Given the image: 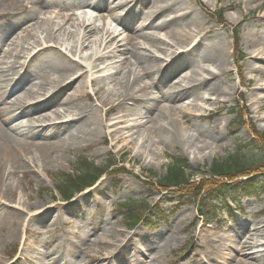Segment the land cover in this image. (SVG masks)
I'll list each match as a JSON object with an SVG mask.
<instances>
[{
  "label": "rangeland",
  "instance_id": "374dc122",
  "mask_svg": "<svg viewBox=\"0 0 264 264\" xmlns=\"http://www.w3.org/2000/svg\"><path fill=\"white\" fill-rule=\"evenodd\" d=\"M36 1L37 3L34 4L29 3V8L23 9L19 6L20 0H0V23L23 19L6 38L0 55L4 54L5 49L9 48L13 39L22 33L25 27L34 25L47 28L49 23L46 19L58 13L64 16L72 15V17L77 14L80 20L84 17L89 18L91 15L97 16L98 13H93L90 6L100 0ZM174 1L176 8L167 11V17L177 14L176 11L183 8L187 9L184 10L187 13L195 12L193 20L179 24L182 32L193 33V30L203 27L201 33L195 36L196 53L190 64L174 75H170L165 70L153 79L140 78L137 86L151 82L146 91L156 96L160 95L161 91L168 90L169 85L178 82L184 71L189 72V66L198 68L199 65H203L209 69L206 71L216 73L217 87L220 90L215 92L213 99L206 102L202 98L208 89H202L198 91V94L192 95L194 101L187 108L189 113H193V117L189 116L191 118L189 123L192 126L184 125L185 119L181 123L182 128L186 130V135L195 133L193 126H197L201 132L208 134L212 139L203 136L198 141L185 143L180 140L158 142V138H155L145 143L147 138L145 133L139 140L137 135L131 137L130 140H133L135 144L127 142L124 138L116 140V136H120L119 134L123 131L119 134L111 131L110 121L106 119L114 117L119 111L118 101L110 102V104L104 102V98L108 96L106 89L103 88L96 93L98 85L91 81L92 78L87 74L86 67L82 65L79 70L73 67L68 71L71 78L66 80L65 84L73 80L75 76H81L73 86L68 88V93L79 92L81 97L77 100L96 109V113L92 116L91 123L84 125L85 132L79 139L71 140L59 150L58 161L46 167L42 165L39 167L41 182L36 180L37 177L39 178L36 172L25 176L19 173L14 178L16 194L9 193L7 199H0V264H201L198 258H203L205 255H207L205 260L208 264H217L223 258L213 250L218 247L219 242H211V235L220 238L217 236L227 232L233 233V229L245 224L243 234L236 238L238 241H242L247 236L253 238L251 239L253 241L262 240L258 235L259 232L253 231L252 228L256 223L264 221V193L242 199L236 207L233 206L232 215L226 210L217 212V216L209 222L198 218L195 206L187 204L182 206L168 222L162 221L157 226L152 227L143 223L133 229L125 226L123 215L128 205L139 210L138 206L144 203L153 205L160 202L162 208L167 210L176 204L173 196L160 193L143 181V177L151 173H155L157 177L165 174L171 156L186 157L191 165L188 173H193L195 179L209 173L208 169L213 160L222 159L236 151H242L248 158L254 160L259 157L264 158L263 147L254 141L249 128L241 124L244 114L248 112V116L255 121L256 127L264 131V99L261 98L264 95V88H260L258 84L261 83L264 86V80L260 79L259 73L250 68L251 63L260 65L261 62L260 57L253 58L254 49H258L264 56V0H217L215 8L209 7L203 0ZM42 2L47 4L39 11L36 6ZM120 2L124 0H106L110 8H117L115 13L120 16L129 13L142 1L134 0L129 4L123 3L121 6L118 5ZM201 2L207 10L223 8L225 19L231 25L241 24V48L244 54L243 85L236 73L237 69L231 52L232 30L219 25L211 14L202 9L199 4ZM32 6L34 7L31 8ZM143 6L150 10L152 0H146ZM108 10L104 9L102 12L110 13V15L114 12ZM38 12L39 18L36 17ZM106 20L99 18L96 21L99 32L91 37L92 40L98 38L104 41V46L110 41L114 46L138 42L141 52L154 53L159 57L158 60L163 64L166 63L163 60L165 54L161 48L169 47L171 44L160 42V48H157L144 38L127 40L128 35L135 36L134 28L125 27L123 19L117 20L114 15L109 16L108 21ZM74 22L77 25L83 21ZM69 25L66 24V26ZM71 29L75 30L76 27ZM155 30L166 38L165 29L156 28ZM41 31L42 29L39 33ZM86 52L89 53L90 50ZM216 52L226 56L223 67L207 59V56ZM23 54L22 51L21 55ZM105 60L107 58L98 60L95 64L104 63ZM126 64L127 59H124L114 65L122 69ZM56 67L57 65H48L46 72L55 76ZM128 69L129 67L125 70ZM206 71L201 74H207ZM38 73L32 76L31 81L26 83L24 88L33 81L42 80L43 73ZM117 76L120 74H116ZM102 80L105 78L102 77ZM104 82H99V85L103 86ZM22 91L23 87H20L13 93L14 95L10 96L21 95ZM239 91L244 94L242 113L240 111L234 113ZM158 103L163 104L164 101L160 99ZM58 104L61 105V103ZM171 105L173 109L181 105L186 106V104L174 103ZM112 106L113 109L110 111L109 108ZM156 111L157 109H154V113ZM173 113L178 120H181V111L173 110ZM237 114L241 121L234 122ZM202 145L206 147L201 148ZM112 148L138 175L131 172L121 173L116 178L111 174L105 175L95 186L76 193L70 200L65 201L57 191V177L73 167H78L82 157L89 158L98 166L105 165L112 159ZM18 181L22 186L17 185ZM6 182H9V179ZM3 183L4 181L0 178V188ZM117 184L120 185L118 190ZM40 201L42 205L36 208V204ZM28 204L33 205L30 211L25 208ZM166 244H169V252L167 247L165 248ZM233 254V258L227 256V264H238L242 258L236 252Z\"/></svg>",
  "mask_w": 264,
  "mask_h": 264
},
{
  "label": "bare ground",
  "instance_id": "6f19581e",
  "mask_svg": "<svg viewBox=\"0 0 264 264\" xmlns=\"http://www.w3.org/2000/svg\"><path fill=\"white\" fill-rule=\"evenodd\" d=\"M132 1L134 0H124L118 5L129 4ZM141 1V4L122 16L115 13L117 8H110L106 0H100L90 6L93 13H98L97 16L91 15L80 20L77 14L72 17L58 13L46 19L49 23L47 28L34 25L25 27L22 33L13 39L9 48L5 49L4 54L0 55V178L4 181L0 188V199H7L9 193L16 194L14 178L19 173H23L24 176L32 172L38 173L41 165L46 167L58 161L59 150L71 140L79 139L85 132L84 125L91 123L96 109L78 101L77 98L81 97L79 92L68 93V88L73 86L81 75L75 76L65 84L66 80L71 78L68 71L73 67L78 70L82 65L86 67L87 74L92 78L91 81L98 85L96 93L103 88L106 89L108 96L104 98V102L110 104L118 101L119 111L114 117L106 119L110 121L111 131L117 134L123 131L120 136H116V140L124 138L127 142L135 144L130 140L131 137L137 135L139 140L145 133H147L145 143L155 138H158V142L180 140L185 143L198 141L203 136L211 138L201 132L197 126H193L195 133L186 135L181 123L185 119L184 125L192 126L189 123L191 121L189 116L193 117V113L187 110L188 105L194 101L192 95L198 94L202 89H208L202 98L206 102L213 99L215 92L220 90L217 87L216 73L206 71L209 69L203 65H199L198 68L189 66V72L184 71L178 82L169 85L168 90L161 91L160 95L156 96L146 91L151 82L137 86V82L142 77L153 79L165 70L170 75H174L188 66L196 53L195 36L201 33L203 27L193 30V33L182 32L179 24L193 20L195 12L190 14L183 8L175 10L177 14L167 17L166 12L176 8L174 0H152L150 10L143 6L146 0ZM203 1L211 8L216 7L217 0ZM29 3L34 4L37 1L20 0L19 6L27 9ZM45 4L47 2H42L36 7L40 11ZM104 9L114 11L111 15L116 16L117 20L123 19L125 27L135 29V36L128 35L127 40L144 38L157 48H160V42L171 44L173 48L171 46L161 48L166 63L163 64L158 60L159 57L154 53L141 52L138 42L114 46L110 41V44L104 46V41L98 38L92 40L91 37L99 32L96 21L99 18L108 21V17L111 16L110 13H103ZM36 17H40L39 12ZM76 20L83 22L76 25L74 22ZM22 21L23 19L0 23V50L4 49L6 38ZM66 24L70 25L66 26ZM72 27L76 29L72 30ZM156 28L165 29L166 38L159 35ZM40 29H42L41 33H39ZM169 40L173 42L170 43ZM12 45L14 47H10ZM87 50L90 52L87 53ZM22 51L23 55H21ZM253 53V58L260 57L261 62L260 65L251 63L250 68L259 73L260 79L264 80V75L262 77L264 56L258 49H254ZM104 58H107L104 63L95 64L96 61ZM124 59H127L124 68L119 69L114 65ZM207 59L223 67L226 56L216 52L207 56ZM48 65H57L55 76L46 72ZM127 67L129 69L125 70ZM203 71L207 74L202 75ZM38 72L43 73L42 80L33 81L24 88L33 75L39 74ZM116 74L120 76L116 77ZM102 77L105 80H102ZM103 81H105L104 85H99V82ZM258 84L260 88H264L261 83ZM20 87H23L22 94L11 97L10 95ZM261 98L264 99V95ZM160 99L164 101L163 104L158 103ZM172 103L186 104V106L181 105L173 109ZM112 109L113 106L109 108L110 111ZM154 109H157L155 113ZM173 110L182 112L181 120L174 116ZM203 147L206 145H202L201 148ZM37 175L39 176V173ZM7 179L9 182H6ZM36 180L41 182L40 176ZM17 185L22 186L19 181ZM41 205L42 201L36 204V208H40ZM25 208L30 211L33 205L28 204ZM244 227L245 224H242L233 229V233L227 232L217 236L220 238L211 235V242H219L218 247L213 250L223 258L217 264H227L226 258L227 256L233 258V252L242 257L238 264L264 263V221L256 223L252 228L253 231L259 232L261 241H253L251 240L253 238L248 236L238 241L236 238L243 234ZM166 247L169 252V244H166ZM206 258L207 255L198 258V262L206 264Z\"/></svg>",
  "mask_w": 264,
  "mask_h": 264
},
{
  "label": "trees",
  "instance_id": "16d2710c",
  "mask_svg": "<svg viewBox=\"0 0 264 264\" xmlns=\"http://www.w3.org/2000/svg\"><path fill=\"white\" fill-rule=\"evenodd\" d=\"M218 20L221 24H227L219 12ZM240 26H234L235 62L241 71L240 62L243 54L240 48ZM243 97V95H240ZM239 118V117H237ZM243 124L249 127L254 141L264 149V132L259 131L250 118L244 114ZM171 162L167 171L158 179L151 176L145 182L161 192L173 195L177 199V205L173 209L161 208L159 202L154 205L141 206L138 213L127 208L125 224L129 228L137 226L140 222L148 225L160 222V219L168 220L170 216L185 204H194L199 216L205 220L213 217L217 210L225 208L231 211L229 202H239L244 197L257 195L264 192V158L260 160L249 159L245 153L237 151L225 158L215 159L208 174H203L199 179H193V173H188L190 165L186 158L171 156ZM129 169L121 160L115 159L103 167L83 158L80 166L73 169L72 173H61L58 176L57 189L64 199H71L76 193L93 186L104 174H118L128 172Z\"/></svg>",
  "mask_w": 264,
  "mask_h": 264
}]
</instances>
